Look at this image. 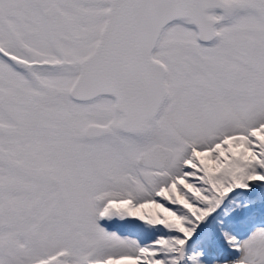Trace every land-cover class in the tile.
I'll list each match as a JSON object with an SVG mask.
<instances>
[{"label": "snow or ice", "instance_id": "obj_1", "mask_svg": "<svg viewBox=\"0 0 264 264\" xmlns=\"http://www.w3.org/2000/svg\"><path fill=\"white\" fill-rule=\"evenodd\" d=\"M0 264H264V0H0Z\"/></svg>", "mask_w": 264, "mask_h": 264}]
</instances>
